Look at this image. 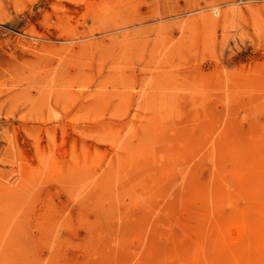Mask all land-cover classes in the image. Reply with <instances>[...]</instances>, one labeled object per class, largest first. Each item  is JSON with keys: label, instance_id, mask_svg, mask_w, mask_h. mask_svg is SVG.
<instances>
[{"label": "rangeland", "instance_id": "rangeland-1", "mask_svg": "<svg viewBox=\"0 0 264 264\" xmlns=\"http://www.w3.org/2000/svg\"><path fill=\"white\" fill-rule=\"evenodd\" d=\"M252 221L264 0H0V264H264Z\"/></svg>", "mask_w": 264, "mask_h": 264}, {"label": "bare ground", "instance_id": "bare-ground-1", "mask_svg": "<svg viewBox=\"0 0 264 264\" xmlns=\"http://www.w3.org/2000/svg\"><path fill=\"white\" fill-rule=\"evenodd\" d=\"M219 3V2H218ZM221 3V2H220ZM222 4V3H221ZM217 6V5H216ZM220 7V6H219ZM218 8V7H217ZM220 9V8H219ZM104 11V10H103ZM220 12V11H219ZM108 13V12H107ZM221 13V12H220ZM218 14V13H217ZM96 16V15H95ZM179 110H180V108H179ZM167 111V110H166ZM170 111H172V110H170ZM160 112H162V111H160ZM168 112V111H167ZM177 112V111H176ZM179 112V111H178ZM163 113H164V111H163ZM162 113V114H163ZM172 113H173V111H172ZM161 114V115H162ZM199 114V113H198ZM177 115V114H176ZM166 118H167V116H166ZM122 140V139H121ZM131 142H133V141H131ZM171 143V142H170ZM136 145H138V144H136ZM92 149V148H91ZM58 150V149H57ZM162 155V154H161ZM209 157V156H208ZM202 158V157H201ZM204 158V157H203ZM117 160H119V159H117ZM111 161H113V160H111ZM173 164V163H172ZM164 175V174H163ZM129 185V184H128ZM131 185V184H130ZM130 185H129V187H130ZM123 186V185H122ZM152 186H153V184H152ZM187 191V190H186ZM192 193V192H191ZM160 199V198H159ZM160 200H162V199H160ZM159 200V202H162V201H160ZM107 205V204H106ZM137 208V207H136ZM149 210V209H148ZM184 210V209H183ZM127 220V219H126ZM171 227V226H170ZM60 229V228H59ZM59 231V230H58ZM82 232V231H81ZM213 232V231H212ZM215 232V231H214ZM219 232V231H218ZM222 232H223V230H222ZM78 233H79V231H78ZM262 233L264 234V228L263 229H259V227L257 226V223H255V222H251L250 224H244V225H242V226H240L237 230H236V233H235V242H238V244L240 245V247H241V249H243V250H245L249 245H250V243L252 244V242L253 243H256L258 240H259V237H261L262 236ZM134 237H136V236H134ZM138 237V236H137ZM134 239V238H133ZM137 239V238H136ZM140 239V238H139ZM163 239V238H162ZM183 240H185V239H183ZM113 242V241H112ZM139 242V241H138ZM139 244H140V242H139ZM139 244H137V245H139ZM134 246V245H133ZM147 247V246H146ZM142 250H144V249H142ZM153 259H155V258H153ZM177 259V258H176ZM140 262V261H139ZM138 261H137V263H139ZM140 264V263H139Z\"/></svg>", "mask_w": 264, "mask_h": 264}]
</instances>
